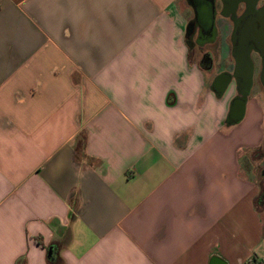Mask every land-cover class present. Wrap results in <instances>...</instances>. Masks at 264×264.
Returning <instances> with one entry per match:
<instances>
[{"label": "crops", "instance_id": "obj_1", "mask_svg": "<svg viewBox=\"0 0 264 264\" xmlns=\"http://www.w3.org/2000/svg\"><path fill=\"white\" fill-rule=\"evenodd\" d=\"M221 8L207 70L185 0H0V264H264V106L215 93Z\"/></svg>", "mask_w": 264, "mask_h": 264}, {"label": "water", "instance_id": "obj_2", "mask_svg": "<svg viewBox=\"0 0 264 264\" xmlns=\"http://www.w3.org/2000/svg\"><path fill=\"white\" fill-rule=\"evenodd\" d=\"M262 2L261 5L259 3ZM220 15L231 19V56L234 67L231 73L219 74L214 80L215 93L221 95L229 83L234 80L238 98L234 100L229 115L238 122L243 115L245 101L253 87L254 60L252 54L260 59L259 81L263 87L264 97V0H219ZM242 13L237 16L240 6ZM197 22L201 28L211 30V42L215 38V0H197Z\"/></svg>", "mask_w": 264, "mask_h": 264}, {"label": "flooded vegetation", "instance_id": "obj_3", "mask_svg": "<svg viewBox=\"0 0 264 264\" xmlns=\"http://www.w3.org/2000/svg\"><path fill=\"white\" fill-rule=\"evenodd\" d=\"M211 1V0H208ZM186 4L188 5V7L190 8V14L191 17L189 18L188 21V26H187V33H186V42L187 45L189 46V48L191 49V51H193L194 48H203L206 45H214L216 40L213 43H209L207 41H209L212 38V32L211 30H205L204 28H201L197 22V11H196V5H197V0H185ZM263 1H261L259 3V5L262 4ZM219 6V2L218 0H215V7H216V11L218 10ZM243 11V6L241 5L239 7V10L237 12V16H239ZM231 46V43H230ZM218 48V46H217ZM252 58L254 60V70L259 71L260 69V59L257 57L256 54H252ZM209 59H211V54L209 52H205L202 56H201V60L200 63H207L208 65H206V69L209 70L211 67V61H209ZM260 82V81H259ZM255 86V82L253 83V87L252 90ZM262 150L264 151V142H263V146H262ZM264 173V171L262 172ZM264 175V174H263ZM264 191V190H263Z\"/></svg>", "mask_w": 264, "mask_h": 264}, {"label": "rangeland", "instance_id": "obj_4", "mask_svg": "<svg viewBox=\"0 0 264 264\" xmlns=\"http://www.w3.org/2000/svg\"><path fill=\"white\" fill-rule=\"evenodd\" d=\"M184 7L185 4H183ZM189 17H191V14H189ZM218 41H216V43L214 45H206L204 46L203 48L199 49V48H194L193 51L191 52V58L193 61H195L196 59H198V57L200 58L201 55H203L206 51L207 52H210V54L214 55V57L216 58V61H215V66L213 64V67L216 69V68H219L221 66V61H220V55L219 53L217 52L218 48H217V45H218ZM227 42V45H228V48L230 47V38H227L226 40ZM195 53H198L199 55L198 56H195ZM259 71L258 69L257 70H254V75H253V80L255 82V86L251 92V96H250V101H255V103H257V101L255 100L254 97H256V94L259 95V100H260V103L263 104L264 106V101H263V87L262 85L260 84L259 82ZM251 105V104H250ZM252 162H253V166L251 167V169L254 171L255 173V176L257 178V181L258 182H263L264 183V175L261 174L262 171L264 170V151L260 148L259 150H257L253 156H252ZM245 165V163L243 162V166Z\"/></svg>", "mask_w": 264, "mask_h": 264}, {"label": "trees", "instance_id": "obj_5", "mask_svg": "<svg viewBox=\"0 0 264 264\" xmlns=\"http://www.w3.org/2000/svg\"><path fill=\"white\" fill-rule=\"evenodd\" d=\"M209 61H211V59H209ZM201 65H202L203 68H205L206 65H208V62L207 63L206 62L205 63H202ZM263 198H264V192H263V194L259 198V203H261V201H262ZM246 264H261V262L257 259L256 256H253L249 261L246 262Z\"/></svg>", "mask_w": 264, "mask_h": 264}]
</instances>
